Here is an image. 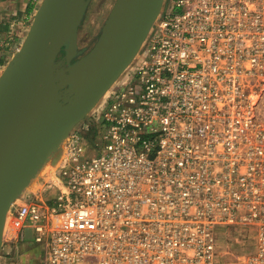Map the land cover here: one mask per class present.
I'll use <instances>...</instances> for the list:
<instances>
[{
    "label": "built area",
    "instance_id": "built-area-1",
    "mask_svg": "<svg viewBox=\"0 0 264 264\" xmlns=\"http://www.w3.org/2000/svg\"><path fill=\"white\" fill-rule=\"evenodd\" d=\"M105 98L7 238L43 264H264V0H165ZM222 230L253 248L224 259Z\"/></svg>",
    "mask_w": 264,
    "mask_h": 264
},
{
    "label": "water",
    "instance_id": "water-1",
    "mask_svg": "<svg viewBox=\"0 0 264 264\" xmlns=\"http://www.w3.org/2000/svg\"><path fill=\"white\" fill-rule=\"evenodd\" d=\"M89 1L41 0L23 43L0 74V247L13 204L132 64L165 2L115 0L95 44L75 58ZM61 51L59 81L55 64Z\"/></svg>",
    "mask_w": 264,
    "mask_h": 264
},
{
    "label": "rangeland",
    "instance_id": "rangeland-1",
    "mask_svg": "<svg viewBox=\"0 0 264 264\" xmlns=\"http://www.w3.org/2000/svg\"><path fill=\"white\" fill-rule=\"evenodd\" d=\"M114 2L115 0L89 1L78 29L77 55L75 58L84 55L95 44ZM63 55L64 52L61 51L57 58V63L55 64V73L59 81L62 80L60 68L65 67ZM3 69L4 67L0 68V74ZM105 100V97L102 98L97 106L70 131L63 147L57 150L50 159L45 161L38 174L33 179L34 181L32 180L34 183L31 181V184L27 186L23 195L32 193L40 196L43 191L46 192L50 179L56 176V173L59 172L61 168L63 151L66 147L65 145L72 140V133L85 134L88 139L97 134V122H95V117L105 103ZM82 127H86L85 133H81L80 130ZM80 143L82 145L86 143L85 137L80 140ZM7 227V222H5L2 231L3 243L0 247V264H43V250L40 244H35L33 242L34 237L32 229H24V241H13L6 236ZM218 236L221 246L220 250L223 253L224 259L233 260L236 256H241L253 248L248 237L239 234L237 230H222Z\"/></svg>",
    "mask_w": 264,
    "mask_h": 264
},
{
    "label": "crops",
    "instance_id": "crops-1",
    "mask_svg": "<svg viewBox=\"0 0 264 264\" xmlns=\"http://www.w3.org/2000/svg\"><path fill=\"white\" fill-rule=\"evenodd\" d=\"M41 0H0V68L23 43Z\"/></svg>",
    "mask_w": 264,
    "mask_h": 264
},
{
    "label": "bare ground",
    "instance_id": "bare-ground-1",
    "mask_svg": "<svg viewBox=\"0 0 264 264\" xmlns=\"http://www.w3.org/2000/svg\"><path fill=\"white\" fill-rule=\"evenodd\" d=\"M62 143H63V141H62ZM60 147H61V146H60ZM62 147H63V146H62ZM64 149H65V148H64ZM33 181H34V180H33ZM33 181H32V183H34ZM47 183H48V182H47ZM30 184H31V183H30ZM5 220H6V222L9 221V215L6 216Z\"/></svg>",
    "mask_w": 264,
    "mask_h": 264
}]
</instances>
